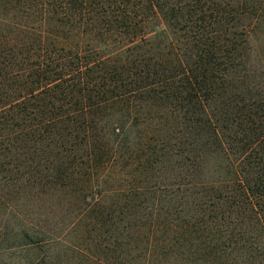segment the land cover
<instances>
[{
	"label": "trees",
	"instance_id": "1",
	"mask_svg": "<svg viewBox=\"0 0 264 264\" xmlns=\"http://www.w3.org/2000/svg\"><path fill=\"white\" fill-rule=\"evenodd\" d=\"M0 214L18 264H264V0H0Z\"/></svg>",
	"mask_w": 264,
	"mask_h": 264
},
{
	"label": "rangeland",
	"instance_id": "2",
	"mask_svg": "<svg viewBox=\"0 0 264 264\" xmlns=\"http://www.w3.org/2000/svg\"><path fill=\"white\" fill-rule=\"evenodd\" d=\"M262 35V34H261ZM260 35V36H261ZM16 201H18V200H16V199H14L13 200V202L10 204L11 205V207L8 209V210H12L11 212H8V214L10 215V217H9V219L11 220V216L12 215H17V213H19L20 212V210H18L17 208H21V202H16ZM22 205H24L25 206V204H23L22 203ZM31 206H33V205H31ZM25 208V207H24ZM30 208H32V207H30ZM31 211V213H32V210H30ZM12 214V215H11ZM20 217H21V219L22 218H25V217H27L26 216V214L25 213H23L22 215L20 214L19 215V218H14L11 222H9V220L6 218V216H4V214H0V225L3 223V220L4 219H7L8 220V222L10 223V225L14 228V229H16L17 228V225H18V223H19V219H20ZM3 234L1 233L0 234V242H1V236H2ZM52 250H54V252L55 253H57L58 255H63V250H64V247H62V245H59L58 247H54ZM17 254H19V253H17ZM17 254H15V256L17 255ZM14 256V255H13ZM15 256L14 257H12V255L10 254V253H4V254H0V263L1 264H13L14 263V261H16L15 262V264H18L19 263V261H17V260H11V259H14L15 258ZM13 262V263H12Z\"/></svg>",
	"mask_w": 264,
	"mask_h": 264
}]
</instances>
